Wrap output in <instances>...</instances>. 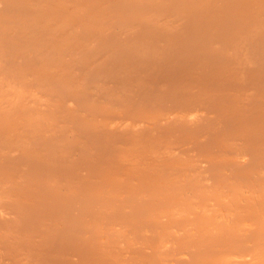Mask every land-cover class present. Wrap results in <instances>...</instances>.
Listing matches in <instances>:
<instances>
[{
	"label": "bare ground",
	"instance_id": "6f19581e",
	"mask_svg": "<svg viewBox=\"0 0 264 264\" xmlns=\"http://www.w3.org/2000/svg\"><path fill=\"white\" fill-rule=\"evenodd\" d=\"M154 9L156 14L153 17ZM136 11L139 17L143 16L142 21L137 18ZM236 12L239 16H234ZM178 16L183 23L177 20ZM263 16L264 0H0V264H26L29 257L26 262L22 258L28 253L33 258V251L40 260L47 254L40 255L37 251L42 253L44 249L50 255L54 253L52 259L57 256L55 253L60 252L58 261L74 264L72 251L84 252V242H89L87 246L91 244L94 251L98 250V256L104 254L92 260V256L85 255L91 251L84 252V255L81 253L80 258L84 261L81 264H94V261L95 264H110V260L111 264H156L153 260L156 256L160 258L159 264H264V76L239 88L240 83H234L235 77L232 80L230 76L229 82L232 81L234 86L231 82L229 88L238 86L228 94L211 93L213 90L209 85L199 83V78L195 80L196 76H201L197 73L199 69L206 70L205 66L207 69L212 66V70L211 64H218V69L219 66L222 69L220 73L217 71L219 75L216 72L218 79L208 80L213 81L210 84L216 85L217 89L227 82L228 66L238 69V65L242 61L244 65L246 61L249 70L264 69ZM152 17L153 23L156 19L162 23L153 24ZM195 17L204 19V24L201 18L198 20L200 24L196 23ZM251 17L255 18V23ZM249 18L251 26L247 22L243 27L239 19L249 21ZM224 21L229 27L233 25L230 27L232 33L237 32L233 33L234 36ZM201 24L204 30L196 26ZM234 25L237 29H233ZM169 48L170 54L175 55L174 62H179H173L175 68L167 67V61L163 68L158 66L165 68L164 75L158 76L166 79L168 73L174 75L173 71H178V65L181 68L182 60L187 59L181 68L185 75H181V70L174 75L181 76L183 83L165 86L160 82L164 79L155 74L158 78L156 84L149 87L137 85L132 89L134 78L126 76L129 75L127 68L131 64L138 67V62L141 65L149 62L154 51L157 52L154 57L159 56L156 58L161 61L165 57L159 51ZM191 49H194L192 53L186 54V50ZM189 56H194L191 62ZM82 61H88L86 65L88 68L91 65V72L84 71L83 66L76 69L75 64H85ZM188 61L192 64L189 65ZM132 65L130 69L137 68ZM148 65L150 62L146 69L152 67ZM107 66L113 70H104ZM139 67L137 70H145V67ZM68 68L73 73H67ZM169 68L173 69L172 73ZM163 70H158L159 74H163ZM211 70H206V73ZM234 70L232 68V75H236ZM248 73L251 74L250 71ZM139 74L137 77L143 76V72ZM115 75L119 77L117 80L112 79ZM191 77L190 83L187 79ZM109 78L117 86L108 85L112 84L108 82ZM240 78L237 80L242 83ZM92 80L105 85L96 81L97 84H92ZM248 80L246 78L250 83ZM159 82L164 86L159 88ZM76 142L83 146L80 151L78 148L79 152L73 144ZM66 147H75L73 154L71 151L69 155ZM29 158L35 159L37 165L47 164L51 176L50 170L55 167L65 165L66 168H58L63 172L70 167L75 170L74 166L78 165L80 170H75L77 175L72 176L80 181L66 184V192L63 189L56 192L60 198L56 202L57 196H52L54 192H51L54 190L47 194L49 186L44 188L46 178L39 179L33 190L39 195L36 197L38 208L36 212L27 210L33 203L30 202L31 196L13 191L21 192L18 186L21 187L22 181L28 183L31 176L39 175L36 167L29 165ZM67 159V164L71 163L68 166L64 163ZM55 161L62 166L54 165ZM20 165L27 166L22 170L16 168L21 174L16 170L19 174L15 175L18 178L13 182L12 169ZM85 165H92L87 172ZM27 174L29 181L23 180ZM49 175L47 179L53 177ZM35 178L31 179L34 185ZM51 183L56 187L55 182ZM82 183L84 190L77 186ZM58 184L57 189L61 188ZM87 185L93 188L92 192H97L96 195L92 196ZM75 189L91 195L92 203L87 202L90 205L88 209L80 202L85 210L97 207L112 212L115 221L106 213L111 220L107 218L108 223L102 221L99 211L84 213V210L83 214L90 218H86L89 225L99 227L97 229L105 236L104 239L113 243L117 241V245L107 246L105 243L108 241L101 243L95 234L90 236L84 216L77 217L73 212L79 209H72V203L77 206L78 200L86 201L90 197L72 198L70 195L74 194L73 190L76 193ZM62 192L68 201L58 195ZM70 202L71 205L68 204ZM58 203L63 205L62 209L71 206L69 209L74 216L66 214L65 217L62 213L63 217L55 211L52 214L62 217L52 214L48 217L46 213L51 209H61ZM121 214H128L129 222L117 217ZM99 215L101 222L96 224L95 216ZM71 216H76L74 221ZM52 217L61 220H51L54 227L49 230L43 224L45 218L48 222ZM82 223L87 225L85 232L80 230L83 229ZM109 223H113L111 228L115 230L111 234L115 235L108 234ZM76 224L81 227L80 231L75 230L80 235L85 233L87 238L77 236L79 238L74 241H69L74 237L62 240L67 229ZM43 229L48 231L43 232ZM99 231L92 232L99 234ZM33 235L42 236L35 241L31 239ZM110 236L118 237L123 247H118V240H112ZM126 236L131 238V242L134 239L142 242L134 240L137 245H132ZM121 237L129 240L128 248H124L127 245ZM53 238L57 241L51 246ZM94 242L104 250L94 247ZM132 247L134 249H130ZM111 248L114 253L107 252ZM109 254L114 255L113 258L110 259ZM87 256L90 262L85 261ZM68 257H72V263ZM76 258L75 264H79L81 259ZM42 261L45 264L46 260Z\"/></svg>",
	"mask_w": 264,
	"mask_h": 264
},
{
	"label": "rangeland",
	"instance_id": "374dc122",
	"mask_svg": "<svg viewBox=\"0 0 264 264\" xmlns=\"http://www.w3.org/2000/svg\"><path fill=\"white\" fill-rule=\"evenodd\" d=\"M233 11H234V10H233ZM136 12L138 13V17H137V18H138V19H141L140 21H142V20H143V16H140V17H142V18H140V17H139V12H138V11H136ZM150 12H151V11H150ZM150 12H149V15H151V14L153 13L151 16L154 17V16H155L154 14H156V13H155V12H156L155 9H154V12H153V10H152V13H150ZM231 12H232V11H231ZM234 12H235V11H234ZM229 14H230V13H229ZM232 14H233V13H232ZM232 14H230V15H232ZM238 14H239V13H238ZM232 16H233V15H232ZM234 16H239V15H237V12H236V13H234ZM149 17H150V16H149ZM153 17L150 19V20L152 21V23H153V19H154ZM156 17L159 18V16H157V15H156ZM263 17H264V16H263ZM180 18H181V17L178 16L177 20H179ZM200 18H201V17H200ZM200 18L198 17V19H197V17H195V19H196V23L198 22V20L200 21ZM233 18H234V17H233ZM155 19H156V18H155ZM201 19H202V18H201ZM251 19L254 20L253 23H255V18H254V17H251ZM181 20H182V19H181ZM203 20H204V19L201 20V23H203ZM246 20H247V21H246ZM246 20H241V19H239V21H241V23H242L241 25H242L243 27L246 26V23H247V22H248V23H249V22H252V21L250 20V18H249V21H248V19H246ZM157 21H158V20L156 19V21H155L156 23H160V22H161V20H159L160 22H157ZM179 21H180V20H179ZM225 21H226V20H225ZM225 21L223 22L224 24H225ZM245 21H246V22H245ZM155 22H154V23H155ZM180 22H181V21H180ZM183 22H184V21H182L181 23H183ZM263 22H264V20H263ZM154 23H153V24H154ZM161 23H162V22H161ZM178 23H179V22H178ZM198 23H199V22H198ZM199 24H200V23H199ZM203 24H204V23H203ZM224 24H223V25H224ZM227 24H229V23L227 22ZM235 24H237V23H235ZM249 24H250V25H249ZM249 24H247V26L249 25V27H250L252 23H249ZM155 25H156V24H155ZM157 25H158V24H157ZM157 25H156V26H157ZM225 25H226V24H225ZM225 25H224V28H225ZM196 26H199V27L201 28V30H204V29L202 28V27H204V26H202V24H201V26H200V25H196ZM227 26L229 27V25H226V27H227ZM231 26H233V25H230V27H231ZM235 26H236V25H234V27H235ZM263 26H264V25H263ZM230 27H229L228 29H230ZM234 27H233V29H237V26H236L235 28H234ZM243 27H242V29H243ZM249 27H248V28H249ZM194 28H195V27H194ZM200 28L198 29V27H197V30H200ZM231 28H232V27H231ZM228 29L226 28V30H227L226 32H227V34L230 36V34L232 33V30L230 29V30H231V33H229V30H228ZM238 29H239V28H238ZM240 29H241V28H240ZM242 29H241V30H242ZM263 29H264V27H263ZM237 31H238V30H237ZM234 32H236V30L233 31V33H234ZM245 32H246V30H245ZM263 32H264V31H263ZM233 33H232V34H233ZM236 33H237V32H236ZM242 34H244V32H243ZM235 35H236V34H235ZM231 36H234V34L231 35ZM150 49H151V47H150ZM154 49H155V48H154ZM154 49H152V50L154 51ZM161 50H162V51H159V52H160V53H163V56L165 57V58H163V59H165V60L162 59L161 61H159L158 58H156V57H159V56H155V57H154V54H157V52L155 53V51H154V54H152L153 57H149L151 61L149 60L150 65H148V67H149V66H152V67H153V70H151V72H150V69H152V67H151V68L149 67L150 69H146V67H147L146 65L149 63V62H147V61L145 62L146 64L144 63V64H142V65H141L140 62L136 61V63H137V62L139 63V64H138V67H139V65H140L141 67H143V68L145 67V68H144L145 70H139V69L137 70V68H138V67L136 66L137 64H136V65H132V64H131L132 67L136 66L137 68H136V69H134V68L130 69V67H131L130 63H129V62H126L128 65H130V67L127 65V67H129V68H127V72L123 69V70H124V73H123V71H122V73L125 74V72H126L127 74H129V75H126V76H129V77L132 76V78H134V79H133V80H134L133 82L135 83V84H134L135 86L133 85V88H132V89H136V86H137V85H142V86L144 85V86H146V87H149V86H152V85L156 84V81H155V80L158 79V78H155V77H157L158 75H159V76H160V75H162V76L164 75L165 68H164V70H163L162 68H163L164 65L166 64V61H167V64H168V65L166 64L167 67L172 66L173 68H175V66H173V65H175V64H176L177 62H179V61L176 60L177 62H176V63L174 62V57H175V55H174L173 53L170 54V53L172 52V51H170V48H169V49H165V50H164V49H161ZM167 50H169V53H167V52H168ZM193 50H194V49L186 50V54H187V53L190 54V52L193 51ZM149 51H150V50H149ZM165 51H166V52H165ZM189 51H190V52H189ZM150 52L153 53L152 51H150ZM159 52H158V53H159ZM196 52H197V51H196ZM151 53H150V55H151ZM191 53H192V52H191ZM194 53H195V52H194ZM195 54H196V53H195ZM195 54H194V55H195ZM193 57H194V56H189V57H188V59H190V62H191L192 59H194ZM154 59H156V60L154 61ZM176 59H177V57H176ZM182 59H184V58H182ZM95 60H96V59H95ZM147 60H148V59H147ZM152 60H153V61H152ZM80 61H81V60H80ZM96 61H97V60H96ZM133 61L135 62V60H133ZM186 61H187V59H186ZM186 61H183V60H182V62H181L182 67H183V64L186 63ZM84 62H85V61H82V63H84ZM99 62H100V61H99ZM131 62H132V61H131ZM157 62H159V63H157ZM173 62H174L175 64H174ZM190 62L188 61V64H189V65L192 64V63H190ZM78 63H79V62H78ZM82 63H81V64H82ZM86 63H88V61H86L85 64H83V65H81V66H78V65L75 64V63H74V64H75L77 67H79V68L76 67L77 70H80V69H81L80 67L83 66L84 71H85V69H86L87 72H91L92 70L90 69V67H91L90 63H89V65H90L89 68H88V64L86 65ZM153 63H154L155 65H154ZM134 64H135V63H134ZM152 64H153V65H152ZM156 64H157V65H156ZM172 64H173V65H172ZM242 64H243V61H242V63H241L240 65H242ZM247 64H248V63L245 61L244 65H242V66L238 65L239 67L236 66V67H238V69L235 68V66H234V67H233V66H228V67H226V69H227V82H226L222 87H220V88H218V89H217L216 87H214V86H216V85H214V86L212 85V86H211V84H210L211 81H208V80H211V78H212V80H216V79H218V75H219V73H220L221 70H222L220 66H219V69H218V64H215V66H214V64H211V65H213V67H214L212 70H211L212 66H208V69H207V66H205V67H206V68H205L206 70H211V71H209V73H208V71H207L208 74L206 73V70H204V69H199V71H198L197 73H198V74H201V76H200V75L196 76V77H195V80L199 78V81H198L199 83H203L204 85H209V86L212 88L211 91L213 90L211 93L221 92V93H224V94H228V93L234 91V90L236 89V86H238V85H235V87H234L235 89H233V87H232V88H229L228 84H231L232 81L229 82V81L231 80V78H232V80H233V78L235 77L234 80H233L234 83H235V82H238V83H236V84H239V83H240L239 86H238V88L241 87V85H242V86H248V85H251V82H256L257 79H259V78H261V79L264 78V77H263L264 74H262V73L264 72V69H262V68H261V69L258 68V69L255 70V71H257V73H258V72H260V73H258V74H256V75H255V74L253 75L252 73L255 72V71H254V70H249V64H248V65H247ZM71 65H72V64H71ZM75 65H74V66H75ZM85 66H86V67H85ZM95 66H96V65H95ZM104 66H106V65H104ZM120 66H121V65H120ZM154 66H155V67H154ZM158 66H160V67H162V68H160V67H158ZM166 66H165V67H166ZM176 66H177V65H176ZM245 66H247L248 68L246 67V68H247V69H246ZM71 67H72V66H70V68H71ZM107 67H108V66H107ZM107 67H106V68L102 67V68H104V70H105V69H108V71H112V70H113V68H112V70H111V68H109V67L107 68ZM118 67H119V66H118ZM182 67H181V68H182ZM209 67H210V68H209ZM240 67H242V68H240ZM259 67H261V66H259ZM70 68H68L69 71H67V73H73V72H72V70H73L72 68H73V67L71 68L72 70H71ZM95 68H96V67H95ZM139 68H140V67H139ZM143 68H140V69H143ZM170 68H171V67H170ZM170 68H169V69H170ZM178 68H179V70L182 71V69L179 67V65H178ZM178 68H176V70H177ZM183 68H184V67H183ZM186 68H187V67H186ZM230 68H231V69H230ZM232 68L236 69V71L239 72V73H237V72L234 70V71L236 72L235 74H236V75L238 74V76H237L238 79H239V76L242 77V78H240V80L243 81V82H242L243 84H242L240 81L237 80L236 75H232V73H231V72H233V71H231ZM244 68H245V69H244ZM88 69H89L90 71H89ZM98 69H99V68H98ZM98 69H97V70H98ZM100 69H101V68H100ZM114 69H115V68H114ZM241 69H242V70H241ZM243 69H244V70H243ZM94 70H96V69H94ZM119 70H120V69H119ZM119 70H118V71H119ZM121 70H122V69H121ZM134 70L138 71V73H136V71H134ZM146 70H149V72L146 71ZM154 70H155V71H154ZM156 70H157V71H158V70H163V71H161V72H163V74H159V71L157 72ZM170 70H171V69H170ZM172 70H173V69H172ZM172 70H171L170 73H172ZM179 70L176 71V72H178L177 75L180 73ZM185 70H187V69H185ZM202 70L205 71V72H203ZM239 70H240V71H239ZM261 70H262V71H261ZM74 71L77 72L76 70H74ZM84 71H81V73L84 72ZM100 71H101V70H100ZM145 71L148 72V73H150V75L147 74ZM152 71H153V72H152ZM189 71H190V70H189ZM217 71H219V73H218ZM243 71H244V72H243ZM246 71H247V72H246ZM248 71H250L251 74L248 73ZM102 72H103V69H102ZM116 72H117V71H116ZM140 72H141V73L143 72V76H142V74H141V76H138V77H141V79H140V80H137V79H136V78H138V77H137V74H139ZM173 72H174V75H176V74H175V73H176L175 70H174ZM201 72H203V73H201ZM214 72H215V73H214ZM216 72L218 73V75L216 74ZM245 72L248 74L247 76H245V74H246ZM78 73H80V72L78 71ZM98 73H99V72H98ZM104 73H106V71H105ZM107 73H108V72H107ZM135 73H136V78H135V76H134ZM144 73H146L147 75H145ZM187 73H188V70H187ZM205 73H206V75H205ZM233 73H234V72H233ZM240 73H241V74L244 73V76H243V75L241 76ZM93 74H94V73H93ZM95 74H96V73H95ZM102 74H103V73H102ZM119 74H120V73H119ZM151 74H152V75H151ZM153 74H154V75H153ZM155 74H156L157 76H155ZM203 74H204V76H203ZM211 74L213 75L212 77L210 76ZM230 74H231V75H230ZM239 74H240V75H239ZM260 74H261V76H260ZM139 75H140V74H139ZM174 75H173V73H172V74H169V73H168L167 76H169V77L171 76L170 78L168 77L169 79H167V76H166V79H165V78H162V77H159V76H158V77L164 79V82H163V80L160 81V82L163 83V84H165V86H166V84L169 85V86H171L172 84H173V85L175 84V86H177V84L180 85L181 83H183V79L181 78V76H180V77H179V76L176 77V76H174ZM181 75H185V73L183 74V71H182ZM214 75H215V76L217 75V77H214ZM121 76H122V74H121ZM149 76H151V77H149ZM152 76H154V77L152 78ZM199 76H200V77H199ZM230 76H232V77L229 78ZM233 76H234V77H233ZM73 77H74V76H73ZM73 77H72V78H73ZM94 77H95V76H94ZM102 77H103V76H102ZM117 77H118V76H117ZM117 77H116V75H115V77H113L112 79H113V80H117ZM122 77H123V76H122ZM129 77H128V78H129ZM143 77H144V78H143ZM205 77H207V79H206ZM262 77H263V78H262ZM89 78H90V76H89ZM98 78H99V77H98ZM118 78H119V77H118ZM130 78H131V77H130ZM154 78H155V79H154ZM179 78H180V79H179ZM208 78H210V79H208ZM243 78H245V82H244V79H243ZM246 78H247V80H248V79L251 80L250 83H248L249 80L246 82ZM73 79H74V78H73ZM75 79H76V77H75ZM75 79H74V81H75ZM92 79H93V78H92ZM112 79H111V80H112ZM148 79H149V80H148ZM150 79H152V80H150ZM170 79H172V82H171ZM229 79H230V80H229ZM261 79H260V80H261ZM76 80H77V79H76ZM103 80H104V82H105V84H106L107 81L105 80V78H104ZM111 80H110V78H109L108 82H110V83H112V84H108V85H114V86L116 85V86H117V83H114V82H112ZM159 80H160V79H159ZM168 80L170 81V83L168 82ZM179 80H180V81H179ZM192 80H193V77H191L190 79H187V81L190 82V83L192 82ZM252 80H256V81H252ZM263 80H264V79H263ZM263 80H262V81H263ZM74 81L71 79V82H74ZM90 81H91V80H89V82H90ZM92 81H93V80H92ZM95 81L97 82V80H95ZM95 81H93L92 84H97V83H98V82L96 83ZM153 81H155V83H153ZM94 82H95V83H94ZM99 82H100V81H99ZM131 82H132V81H131V79H130V83H131ZM150 82H151V83H150ZM157 82H158V80H157ZM160 82H159V88H160V85H162V84H160ZM165 82H167V83H165ZM212 82H213V81H212ZM212 82H211V83H212ZM228 82H229V83H228ZM263 82H264V81H263ZM75 83H76V82H75ZM102 83H103V82H101V84H100V83H98V84H99V85H102ZM168 83H169V84H168ZM234 83L232 82L233 86H234ZM103 84H104V83H103ZM105 84H104V85H105ZM132 84H133V83H132ZM132 84H131V85H132ZM145 84H146V85H145ZM232 84H231V85H232ZM247 84H248V85H247ZM231 85H230V86H231ZM106 86H107V84H106ZM144 86H143V87H144ZM163 86H164V85H162L161 87H163ZM111 87H112V86H111ZM171 87H172V86H171ZM225 87H226V88H225ZM165 88H166V87H165ZM165 88H164V89H165ZM213 88H216V89L214 90ZM238 88H237V89H238ZM162 89H163V88H162ZM164 89H163V90H164ZM167 89H169V88H167ZM170 89H172V88H170ZM228 90H230V91H228ZM164 91H166V90H164ZM168 91H169V90H168ZM166 92H167V91H166ZM164 93H165V92H164ZM165 94L168 96L167 93H165ZM13 135H14V134H13ZM77 143H78V142L73 143V144H74V146H76V151H78V148H79V151H80V148L83 149V146H82L81 144H77ZM71 145H72V144H71ZM71 145H70V146H71ZM71 148H72V146H71ZM66 149H68V150H67V153L69 152V153H68L69 155H70L71 151H72L71 154H73V151H75V147L73 148L74 150H73V149H70L69 147H66ZM69 149H70V151H69ZM79 151H78V152H79ZM57 152H58V151H57ZM61 152H62V151H60L59 153L61 154ZM83 152H84V151H83ZM74 153H76V152H74ZM57 154H58V153H57ZM60 154H59V156H60ZM61 155H62V154H61ZM57 156H58V155H57ZM57 156H56V158H57ZM59 156H58V157H59ZM60 157H61V156H60ZM33 158H34V157H33ZM61 158H62L63 160L65 159V157H61ZM61 158H60V159H61ZM57 159H58V158H57ZM34 160H35V159H34ZM34 160L31 159V158H29V163H31V164H29V165H31L32 167H36V171H37V173H39V175L35 174V175L31 176V179H34V178L36 177V178H35V185H34V183H32V182H34V181L31 182V179H30V182H31V183H30V182L27 183L26 181H24V182L22 181V183L20 184L21 187L18 186V187H19L18 190H20L21 192H19V191H17V192L13 191V192H14V193H22L24 196H28V197L31 196V197H30V198H31L30 202H33V203H32V205H29L31 208L29 207L27 210L33 209V211L36 212V210H37V208H38V207H37V206H38V202H37V198H38V197H37V196H39V195L37 194V192H36V193L33 192V190H34L35 187L37 186V184H38V182H39V179H44V178H46L47 184L44 185V188L46 189V186H49L50 189L47 187V190H46V192H48L47 194H50L49 190H52V189H53L54 191H51V192H54V195H52V196H55V195L57 196V193H56V192H61L62 189H63V192H64V190H65V192H66V188H65V187H66V184H67V185H68V184H71V185H72V184H77L80 180L78 181L77 179H75V177L72 176L73 174H76V175H77V172H76V171H78V169H79V168H78V165H77V166H74V168L76 167V169H75L76 171L73 169V167H72V168L70 167V168L66 169V170H68V172L70 173V175H69L68 172L65 173L66 170L62 172L61 169H60V170L58 169V168H66L65 165L62 166V164H59L58 161H55V162H54V165H57V164H58V165H61L62 167H55V168L51 169L50 172H52V176H53V177H52L51 174L49 175V170H48V168H47V164H41V163H40L41 165H43V166L45 167V169H44L43 166H41L40 164L37 165V161H36V164H35V161H34ZM63 160H62V161H63ZM95 162H96V161H95ZM95 162H94V163H95ZM61 163H63V162H61ZM64 163H65L67 166L71 164V163H70V164H67V163H68V159L65 160ZM84 163H85V162H84ZM25 166H27V165H25ZM25 166H21V165H20L19 167H14V169H12V171L14 170V172H13V173H14V175H13V176H14L13 179L15 178L13 182H15V181L17 180V178H18V177L16 178V176H18L17 174H19V173L21 174V172L19 171V169L22 170ZM37 166H38V167L40 166V169H41V170H40V169L38 170V167H37ZM86 166H87V165H85L84 168H86L85 171L87 172V168H88L89 166H92V165H88V167H86ZM20 167H21V168H20ZM82 167H83V166H82ZM16 168H19V169L17 170ZM90 168H91V167H90ZM90 168H89V169H90ZM43 169H44V170H43ZM89 169H88V170H89ZM16 170L19 171V173H16V172H17ZM79 170H80V169H79ZM81 170H82V168H81ZM83 170H84V169H83ZM15 171H16V172H15ZM85 171H84V173H85ZM41 172H42V173H41ZM71 172H72V174H71ZM80 172H81V174H82L83 171H80ZM1 173H2V172H1ZM15 173H16V174H15ZM84 173H83V174H84ZM28 174H29V177H30V172H29ZM28 174L25 175V177L28 176ZM78 174H79V173H78ZM15 175H16V176H15ZM47 175H49V176L52 177V178H50V177L48 176V178H50V179H47ZM65 175H66L67 177H68V176H70V177L66 178V177H64ZM76 175H75V176H76ZM34 176H35V177H34ZM37 176H39L38 179H37ZM32 177H33V178H32ZM41 177H42V178H41ZM79 177H80V176H76V178H79ZM64 178H66V179H64ZM73 178H74V179H73ZM0 179H1V176H0ZM2 179H3V178H2ZM55 179H56V180H55ZM23 180H28V178L26 177V179L24 178ZM58 180H59V181H58ZM74 180H77V182H75ZM28 181H29V180H28ZM46 181H45V182H46ZM25 182H26L27 184L24 186ZM51 182H55L56 187H57V183H60V184H58V186L61 185V188L59 187V188L57 189L56 187H54V183H51ZM56 182H57V183H56ZM36 183H37V184H36ZM48 183H49V184H48ZM84 183H85V184H88V183H86V181H84ZM31 184H33V185H31ZM51 184H53V185L51 186ZM27 186L30 187L31 189H30V188H27V189H26ZM77 186H78V188H83V190H84V187H82V186H84L83 183H82V185L78 184ZM87 186H89V185H87ZM85 187H86V185H85ZM89 187H90V191H89V192L91 193L93 188H92L91 186H89ZM24 188H25L27 191H25ZM64 188H65V189H64ZM86 188H87V187H86ZM12 189H13V188H12ZM28 189H30V191H28ZM14 190H15V189H14ZM31 190H32V191H31ZM41 190L44 191L43 188H42ZM75 190H76V189H75ZM83 190H81V193L78 192V191H80V190H76V193H75L74 190H73V193H74V194H78V193H79V195H74V194L72 193L73 195H70V196H71L72 198H74V199H75V198L79 199V198H78L79 196L83 198L85 195H86V197H88V196H89V195H88L89 192H88V194H83V193H85V192H83ZM11 191H12V190H11ZM11 191H10V192H11ZM63 192L60 193L61 195H60V194H58V195H59L60 197L63 196V197H62L63 199H64V197H65V200H64V201H66V200H67V199H66L67 197L64 195ZM11 193H12V192H11ZM14 193H13V194H14ZM25 193H27V195H25ZM96 193H97V192H94V191H93V192H92V196H93V195H96ZM52 194H53V193H52ZM66 194H67V193H66ZM34 195H36V196H34ZM47 196H49V195H47ZM70 196H68V198H69ZM77 196H78V197H77ZM90 196H91V195H90ZM90 196H89V197H90ZM36 197H37V198H36ZM71 197H70V199H71ZM62 198H61V199H62ZM84 198H85V197H84ZM58 199H60V198H58V196H57V200H55V201H56V202H59ZM70 199H69V200H70ZM74 199H73V200H74ZM77 199H76V201H77ZM88 199H89V200H88ZM88 199L86 198V199H85L86 201H84V200H82V199L78 200L79 203L76 202V203H77V206L74 205L75 203H72V204H73V208H72L73 211H74V208L79 209V211L75 209L76 212H73V211H72V212H73L75 215H77V217L80 216V215H83V216H84V219L86 220V223L84 222V224H88V226H89L88 228L90 229V232H91V233H90L89 230L87 229V232H86V233L89 232V233H90V236H92V235L94 236V234H95L94 237L99 238L100 241H101V243H102V241H104V242L108 241V242L105 243L107 246H109L110 244H116L117 241H115V243H113L114 241L111 242L110 239H104L105 236H103V235L100 233L99 229H97V228H99V227H95V228L92 227V226H97V225H92V224H90V225H91V226H90L89 223H87V219H86V218H88V219H90V218L87 217V216H85L86 214L84 215V214H83V211L85 210V207H86V209H88L87 206H90V205H88V203L91 202V201H90V200H91V197L88 198ZM33 200H34V201H33ZM71 200H72V199H71ZM60 201L62 202L63 200H60ZM67 201H68V200H67ZM81 201L83 202L82 204H83V206H85V207H83V206L80 204ZM88 201H89V202H88ZM61 202H60V204H61ZM73 202H74V201H73ZM84 202H85V203L88 202V203H87L86 205H84ZM64 203H67V202H64ZM91 203H92V202H91ZM62 204H63V202H62ZM68 204L71 205V202L68 203ZM78 204H79V205H78ZM89 204H90V203H89ZM36 205H37V206H36ZM58 205H59V203H58ZM58 205H57V206H58ZM64 205H65V204H64ZM69 205H67V206H69ZM80 205H81L82 207H81ZM91 205H92V204H91ZM33 206H34V207H33ZM57 206H55V207H57ZM59 206H60V205H59ZM62 206H63V205H62ZM62 206H60L61 209L58 207L60 210H55V209H54V211H52L53 209H51L50 211L47 210L48 212L46 213V215L49 217L50 214H52V212H55V211H58V214H62V213L65 214V215H66V214H73V213L71 212V210L69 209L71 206H69V208H66V207L64 206V207H65L64 209H62ZM35 207H36V208H35ZM93 207H94V206H93ZM58 208H57V209H58ZM89 208H90V207H89ZM98 208H99V207H98ZM68 209H69V211H67ZM90 209H91V208H90ZM80 210H81L82 212H81ZM95 210H96V212L99 211V212H97L98 214L101 213L102 221H103V222L108 223L107 218H108V220H109V218H110V216L107 217L108 215H111L112 218L114 217V215L111 214L112 212H110V211H107V212H106V209H104V208L97 209V207H96V209L94 208V210H93V209L90 210V211H89V210H85L84 213H85L86 211H89V212H91V213H94ZM59 212H60V213H59ZM77 212H78V213H77ZM79 212H81L82 214H80ZM76 213H77V214H76ZM97 213H96V215H98ZM106 213H107L108 215H107ZM56 214H57V213H56ZM56 214H52V215H53L54 217H56V216H58V215H56ZM63 214H62V215H63ZM74 214H73V216H74ZM52 215H51V216H52ZM62 215H59L58 217L60 218V217H62ZM93 215H94V214H93ZM106 215H107V216H106ZM122 215H123V217H121ZM51 216H50V217H51ZM73 216H71V217H72V220L76 218V216H75V218H73ZM88 216H90L89 213H88ZM91 216H92V214H91ZM118 216H120V218H123L124 220H126V221H128V222H129V220H130V216H129L128 214L117 215V217H118ZM63 217H64V215H63ZM65 217H67V215H66ZM93 217H94V216H93ZM99 217H100V215H99V216H95V219H96L95 221L98 222V223H96V224H99V223L101 222V219H99ZM117 217H116V215H115V218H117ZM52 218H53V217H52ZM69 218H70V217H68V219H69ZM100 218H101V217H100ZM112 218H111V219H112ZM118 218H119V217H118ZM47 219H48V218H47ZM47 219L45 218V220H44V224H43V225H45V224H46V225H47V224L49 225V224H50L49 226H46V225H45L44 227H45V228L48 227L49 230H51V229L54 227V226H53V227L51 226V225L53 224L52 221H54V219H56V218H53V219L49 218L50 221L48 220V222H47ZM63 219H64V218H63ZM63 219H62V221H63ZM91 219H92V218H91ZM113 219H114V218H113ZM113 219H112V220H113ZM51 220H52V221H51ZM57 220H58V219H56V221H57ZM60 220H61V219H60ZM60 220H58V221H60ZM72 220H71V221H72ZM116 220H117V219H116ZM118 220H122V219H118ZM118 220H117V221H118ZM56 221H54V222H56ZM69 221H70V220H69ZM73 221H74V220H73ZM89 221H90V220H89ZM89 221H88V222H89ZM109 221H111V220H109ZM114 221H115V219H114ZM114 221H113V223H114ZM45 222H47V223H45ZM91 222H92V221H90V223H91ZM57 223H58V222H57ZM57 223H56V224H57ZM63 223H64V222H63ZM63 223H62V224H63ZM69 223H70V222H69ZM92 223H95V222H92ZM113 223H112V225H111V223L108 224V228H109V229H108V234H109V235L111 234L112 231L115 230V229L112 230V228L114 227V226H113ZM54 224H55V223H54ZM58 224H59V223H58ZM62 224H61V225H62ZM74 226H75V227H74ZM76 226H78V228H77ZM86 226H87V225L84 226L83 223H82V227H83V229H80L81 232H82V230L84 231V227H85V230H86ZM98 226H99V225H98ZM50 227H52V228L50 229ZM72 227H73V228H71V227L69 228V229H71V230L67 229V233L64 234L65 236L63 235V237H61L62 240L64 239L65 241H68L67 239H69V238H71V237H74V238H72V239H69V241H74V239H77V238H79L80 236H81L80 238H82V236L84 237V239L87 238V235H86L85 233L80 235L79 232H77V230H75V229H78V231H80L79 228L81 227V225L79 226V225L76 224V225H72ZM90 227L93 228V229H91ZM111 227H112V228H111ZM115 227H118V226H115ZM45 228H44V229H45ZM56 228H57V226H56L54 229H56ZM44 229L42 230L43 232H47V231H48V229H47V231H44ZM91 230H92L93 232H95V231H99V234L102 235V236L98 237L99 234H98L97 232H96V233H93ZM73 232H74V233H73ZM84 232H85V231H84ZM70 233H71L72 235H70ZM89 233H88V234H89ZM78 234H79V235H78ZM113 234H114V233H113ZM113 234H111V235H113ZM37 235H38V234H37ZM114 235H115V234H114ZM41 236H42V235H39V236H36V235L34 236V235H33V236H32L33 238H31V239H33V240L36 241V240L40 239ZM77 236H79V237H77ZM88 236H89V235H88ZM93 236H92V237H93ZM92 237H90V239H91ZM110 237H111V236H110ZM112 237H113V236H112ZM112 237H111L112 240H118V242H119V243H118V244H119L118 247H119L120 244H122V243H120V242H122V241H121L118 237H116V238H114V237L112 238ZM127 237H128V236H126V239L130 238V237H128V238H127ZM88 238H89V237H88ZM122 238H124V239H123V241H124V240H125V237H121V239H122ZM53 240H54V241H53ZM53 240H51V241H53L54 243L51 242L49 245L52 246L53 244L56 243L57 240L54 239V238H53ZM55 240H56V241H55ZM91 240H92V239H91ZM134 240L137 241V242H138V241H141V240H137V239H134ZM134 240H133V241H134ZM145 240H146V238H144L143 241L145 242ZM127 241H129V240H127ZM127 241H126V240L124 241V243L126 242L125 245H127V246L124 247L125 249H126V247L128 248V246H129V245H128L129 243L127 244ZM133 241L131 242V238H130V242L132 243V245L134 244V245L136 246V245H137V244H135L136 242L133 243ZM141 242H142V241H141ZM141 242H140V243H141ZM88 243H89V242H88ZM88 243H85V242H84V245H85V246L83 245V247L85 248V249H83V250H85L84 252H86V251L89 250L88 252L91 251V252H93V253L95 252V253L93 254V253L90 252L92 255H91L90 253H89V254H88V253H85V255H86V254L89 255V257L92 256V258L90 257L92 260H93V259H94V260H95V259H96V260L99 259L100 256H102V255L104 254L103 251H102V250H104V249H102L103 247H100L99 245H95V244L99 243V241H98L97 243L94 242V245H93V246H94V247H95V246H98L97 249H98V248H101V249H102L101 252H102L103 254H100V256H98V254H97V253H98V252H97L98 250L94 251L95 248L92 249V245H91V244H89V246H87ZM124 243H123V245H124ZM131 243H130V244H131ZM92 244H93V242H92ZM105 244L103 243L102 245H105ZM108 244H109V245H108ZM143 244H144V243H143ZM56 245H57V244H56ZM58 245H59V242H58ZM58 245H57V246H58ZM90 245H91V246H90ZM102 245H101V246H102ZM106 245H105V246H106ZM116 245H117V244H116ZM116 245H113V246L115 247ZM61 246H62V244H61ZM61 246L59 245V247H61ZM121 246H122V245H121ZM121 246H120V248L123 247V246H122V247H121ZM53 247H54V246H53ZM53 247H52V249H53ZM88 247H90V248H88ZM111 247H112V246H111ZM114 247H113V248H114ZM116 247H117V246H116ZM57 248H58V247H57ZM113 248H111V251H107V252L114 253V249H113ZM120 248H119V249H120ZM47 249H49V248H47ZM52 249H51V250H52ZM59 249H60V251H61V248H59ZM115 249H116V248H115ZM130 249H134V247H132V248H130ZM130 249H129V250H130ZM51 250H49V251L52 252ZM53 250H57V249L55 248V249H53ZM73 250H74V251H72L73 254H74V252H75L76 255L74 254V255H75V256H74L73 254H71V253H70V254H71L72 257H73L72 260H73V263L75 264V259H77L76 256H78V258L81 259V258H80V254L82 253V255H84V254H83L84 252H81V251H80L81 253L78 254V253H77V250H75V249H73ZM83 250H82V251H83ZM92 250H93V251H92ZM112 250H113V251H112ZM117 250H118V249H117ZM121 250H123V249H120V251H121ZM129 250H128V251H129ZM47 251H48V250H46V249H44V252H42V253H40V252L37 251V253L40 254V255L43 254V253H46V254H47V256L44 254L46 257H45L44 255H42L43 258L41 257V258H42V259H40L41 261H42L43 259H44L43 261L46 260L47 263H46V261H45V264H53V263H55V264L58 263V264H59V262L62 263L61 260L58 261V259H57V258H58V255L60 254V252H58L57 254L55 253V255H57V256L54 257V258L52 259L51 257L54 256V253L52 252L53 255L51 254V255H52V256H51V255L49 254V252H47ZM57 251H58V250H57ZM57 251H56V252H57ZM78 251H79V250H78ZM105 251H106V249H105ZM105 251H104V252H105ZM115 251H116V250H115ZM126 251H127V250H126ZM34 252H35V251H33L32 253L35 254V256H34L33 254H31L32 257L34 256V257H33L34 259H33V258H30V255H28V254H30V253H28V250H27V252H25V253H26V254L28 253V254H27V256L25 255L26 257H25L24 259L22 258V260L26 262V261H27V258L29 257V261H27L26 264H27V263H28V264H34V261H35L36 259H37V261H35L36 263L43 264L44 262L42 261L43 263H41L40 260L37 258V254L34 253ZM96 252H97V253H96ZM123 252H124V251H123ZM130 252H131V251H130ZM115 253H116V252H115ZM118 253H119V255H122V253H120V252H118ZM70 254H69V255H70ZM106 254H108V253H105V255H106ZM116 254H117V253H116ZM48 255H50V257H49ZM60 255H61V254H60ZM60 255H59V256H60ZM69 255H67V256H69ZM71 255H70V256H71ZM93 255H94V256H93ZM38 256H39V255H38ZM95 256H96V257H95ZM107 256H108V255H107ZM109 256H111V255L109 254ZM113 256H114V255H113ZM113 256H111V257H109V258L111 259V258H113ZM72 257H68V261H69ZM103 257L106 258V256H103ZM103 257H102V258H103ZM47 258H48V259H47ZM59 258H60V257H59ZM61 258H62V257H61ZM105 258H104V259H105ZM107 258H108V257H107ZM109 258H108V259H109ZM79 259H78V260H79ZM85 259H86V260H85ZM85 259H84V260H85L86 262H88V261L90 262V260H91V259H90V260L87 261L88 256H87V258H85ZM108 259H107V260H108ZM159 259H160V258L156 256V257H154L153 260H156V264H159V262H158ZM30 260H31V262H30ZM52 260H53V261H52ZM54 260H55L56 262H54ZM101 260H102V259H101ZM51 261H52V262H51ZM62 261H65V260L63 259ZM70 261H71V260H70ZM79 261H80V260H79ZM82 261H83V260L81 259V261L79 262V264H81ZM102 261H105V260H102ZM29 262H30V263H29ZM50 262H51V263H50ZM83 262H84V261H83ZM86 262H85V263H86ZM91 262H92V261H91ZM94 262L96 263V261H94ZM108 262H109V261H108ZM112 262H114V261H112ZM154 262H155V261H154ZM36 263H35V264H36ZM71 263H72V261H71ZM77 263H78V262H77ZM77 263H76V264H77ZM92 263H93V262H92ZM95 263H94V264H95ZM106 263H107V262H106ZM109 263L111 264V260H110ZM114 263H115V262H114ZM62 264H65V262H63ZM82 264H84V263H82ZM86 264H88V263H86ZM97 264H98V263H97ZM99 264H100V262H99ZM102 264H103V263H102ZM117 264H118V263H117Z\"/></svg>",
	"mask_w": 264,
	"mask_h": 264
}]
</instances>
